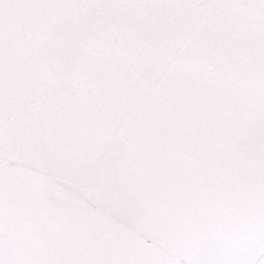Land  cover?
I'll return each instance as SVG.
<instances>
[{
  "label": "snow or ice",
  "instance_id": "6c2138e0",
  "mask_svg": "<svg viewBox=\"0 0 264 264\" xmlns=\"http://www.w3.org/2000/svg\"><path fill=\"white\" fill-rule=\"evenodd\" d=\"M0 264H264V0H0Z\"/></svg>",
  "mask_w": 264,
  "mask_h": 264
}]
</instances>
